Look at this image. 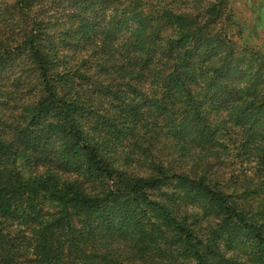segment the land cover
<instances>
[{
	"label": "trees",
	"instance_id": "16d2710c",
	"mask_svg": "<svg viewBox=\"0 0 264 264\" xmlns=\"http://www.w3.org/2000/svg\"><path fill=\"white\" fill-rule=\"evenodd\" d=\"M229 2L0 0V264H264V52Z\"/></svg>",
	"mask_w": 264,
	"mask_h": 264
},
{
	"label": "rangeland",
	"instance_id": "374dc122",
	"mask_svg": "<svg viewBox=\"0 0 264 264\" xmlns=\"http://www.w3.org/2000/svg\"><path fill=\"white\" fill-rule=\"evenodd\" d=\"M231 8V21L234 23L231 29V37L238 46L255 47L264 52V0H229ZM22 59H14L13 63L2 66L3 76L10 81L18 78V73L23 68ZM17 74V75H16ZM7 84V85H8ZM21 99V97H19ZM11 104H15L11 102ZM1 108V107H0ZM16 112V110L14 109ZM13 113V116H16ZM10 115V114H9ZM233 164L237 165V155H233Z\"/></svg>",
	"mask_w": 264,
	"mask_h": 264
}]
</instances>
